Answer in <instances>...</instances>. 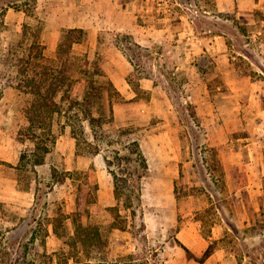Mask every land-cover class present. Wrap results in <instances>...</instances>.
I'll list each match as a JSON object with an SVG mask.
<instances>
[{"label": "rangeland", "instance_id": "obj_1", "mask_svg": "<svg viewBox=\"0 0 264 264\" xmlns=\"http://www.w3.org/2000/svg\"><path fill=\"white\" fill-rule=\"evenodd\" d=\"M82 17V38L62 51ZM153 26L154 44L140 43ZM193 29L223 34L220 65L191 51L198 67L188 73ZM263 29L264 5L239 13L215 0H0V158L11 163L0 166V264H184L219 248L235 254L232 264H264V117L233 109L255 104L256 91L264 105V34L253 35ZM36 40L45 58L31 53ZM29 58L64 71L46 154L29 129L34 95L17 87ZM231 67L242 74L236 89ZM87 94L96 116L126 129L107 134L120 140L111 148L138 139L145 150L149 173L132 206L115 197L107 152H95L102 132L79 103ZM187 222L202 223V252L177 239Z\"/></svg>", "mask_w": 264, "mask_h": 264}, {"label": "trees", "instance_id": "obj_2", "mask_svg": "<svg viewBox=\"0 0 264 264\" xmlns=\"http://www.w3.org/2000/svg\"><path fill=\"white\" fill-rule=\"evenodd\" d=\"M84 33L83 28H69L64 31L61 49L64 51L65 46H70L74 44V42H78ZM37 48L41 58H45L44 49L45 46L37 40L33 44V50ZM61 51V53H62ZM24 59V58H23ZM28 63L29 67L32 68L31 72L25 69L21 72L23 74V82L19 83L17 87L22 89L23 87L30 88L28 91L34 95V99L30 103L27 108V117L29 121V129L33 131V138L36 141L37 138L41 137L43 139L44 152L45 154L50 151V146L48 142H55V136L52 134L51 129L47 130V126L51 123V120L54 116V112L56 107L58 106V101L55 99L58 92L62 89L65 83V79L62 78L64 73L63 69L58 70L54 68L51 70V66L48 67V64H41L38 62L37 66H34V62L29 58ZM37 63V62H35ZM44 69V70H43ZM87 112V118L89 119L91 127L96 130L99 129L102 132V139L98 140L95 146V152L100 153L105 150L106 153V162L108 166V170L113 176L114 180V192L115 197L117 199L125 198V201L128 206L133 205L134 197L142 196L143 190V178L149 173V162L146 156L145 150L142 147L140 140L135 139L132 141H128L124 144L122 148H111L112 145L115 147V144L118 143L114 140L106 141L107 134L111 132V130H117L118 132H125L122 128H115V124L113 120H107V116H96L91 111L92 98L90 94H87L85 99L79 102ZM49 108V111L52 109V112L46 111ZM50 118V119H49ZM50 120V122H48ZM106 123H112L113 129L105 128ZM50 128V127H49ZM39 130L40 136L38 134ZM45 135V136H43ZM77 138V146L81 147L82 140H80L79 136ZM37 150H39L42 146L40 142H36ZM37 155V153H34ZM45 162V157L39 156L36 158V164H43ZM6 164L11 165L10 162L2 160L0 158V166ZM136 188H138V192H136ZM3 208V203L0 202V211ZM12 228H6V232H10ZM5 233V232H3ZM69 259H72L74 262L79 263L80 258L75 255H70ZM18 260H16L17 262ZM85 264L88 262H84Z\"/></svg>", "mask_w": 264, "mask_h": 264}, {"label": "crops", "instance_id": "obj_3", "mask_svg": "<svg viewBox=\"0 0 264 264\" xmlns=\"http://www.w3.org/2000/svg\"><path fill=\"white\" fill-rule=\"evenodd\" d=\"M89 1V0H87ZM117 1V0H115ZM217 5L219 6V9L221 11H238L239 13H249L254 11L255 9L261 7L264 5V0H215ZM85 18L82 17L75 22L73 25L70 27H78V28H85L87 27L86 22L84 21ZM160 29H155V27H148L145 28V32L143 33L145 37L143 39H139L138 41L142 44H146L147 46H151L154 44V39L156 35L159 32ZM151 33V34H150ZM264 34V29L259 30L258 32L254 33L253 35L256 37L258 35ZM151 35L152 38L149 37ZM261 36H259L260 38ZM264 42V41H263ZM187 47L190 51L189 55V65H187V70L188 73H190L191 70L194 72L195 67H198V63L195 61V55L192 57L191 56V51H198V53L207 55L210 53V55L214 58V61L220 65V63L225 60V46H227V43L224 41V36L222 33H214L213 35L208 36H199L196 31L190 30L187 33ZM264 44V43H262ZM195 47L197 50H194ZM201 71H197V74L201 76ZM224 73V72H223ZM227 75L230 76V74L233 76V79L230 81L231 86L233 89L237 88V84L242 80L241 73L236 68H229L225 71ZM239 77V78H236ZM115 79L116 85H118L119 91L124 94L125 91H128V88L125 84L121 85V81L117 79L116 77L113 76ZM259 81H252L253 84H257ZM237 85V86H236ZM237 91V90H236ZM237 93H240L237 91ZM241 94V93H240ZM261 92L256 91L255 93L252 94V98L255 101V104L252 103V101L247 102H239V105L236 107L234 106L233 109H238L240 113L243 112H254V110H258L260 114L264 117V105L262 103V99L260 98ZM202 223L201 222H187V224L183 225L179 231L177 232V239L179 241H182L184 243L192 245L193 249L197 251V253L202 252L203 248H205V242L206 239L203 236L201 230ZM214 229H216L214 227ZM219 231V229H218ZM215 233V232H214ZM213 233V234H214ZM210 235V238L216 237L214 235ZM231 252L227 251L226 248H219L215 252L211 253L208 255V257L201 262H196L195 260H188L187 255H184V264H232L231 261V256L235 257V254H230Z\"/></svg>", "mask_w": 264, "mask_h": 264}]
</instances>
